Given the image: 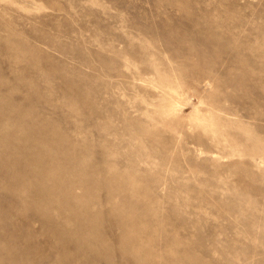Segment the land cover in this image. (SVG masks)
Here are the masks:
<instances>
[{
    "label": "rangeland",
    "instance_id": "obj_1",
    "mask_svg": "<svg viewBox=\"0 0 264 264\" xmlns=\"http://www.w3.org/2000/svg\"><path fill=\"white\" fill-rule=\"evenodd\" d=\"M0 264H264V0H0Z\"/></svg>",
    "mask_w": 264,
    "mask_h": 264
}]
</instances>
